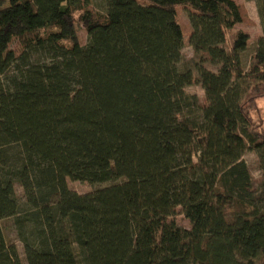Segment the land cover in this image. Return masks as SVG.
Listing matches in <instances>:
<instances>
[{
	"label": "trees",
	"instance_id": "trees-1",
	"mask_svg": "<svg viewBox=\"0 0 264 264\" xmlns=\"http://www.w3.org/2000/svg\"><path fill=\"white\" fill-rule=\"evenodd\" d=\"M102 1L0 0V264H20L8 218L26 264H264V184L242 159L264 160V0L247 69L234 0ZM67 179L112 184L82 195Z\"/></svg>",
	"mask_w": 264,
	"mask_h": 264
},
{
	"label": "rangeland",
	"instance_id": "rangeland-1",
	"mask_svg": "<svg viewBox=\"0 0 264 264\" xmlns=\"http://www.w3.org/2000/svg\"><path fill=\"white\" fill-rule=\"evenodd\" d=\"M140 3H142L143 0H138ZM238 5H240L244 10V18H246V21L243 24L237 25L234 27L233 31L235 30H242L246 34H248V46L246 50L242 53L241 60L242 65L245 69L248 68V62L253 54V51L256 47V44L260 37L263 35V29H262V20L259 18V6L257 0H234ZM8 4L7 2L5 3ZM104 1L102 0H90L88 7L95 11V12H102L104 9ZM178 11V17L179 21L182 24V33L184 35L183 44L184 47L181 51V61H180V67H186L191 68L193 70V75L195 78L198 77L197 71L195 68H193L194 63L200 62V56L195 55L194 51L191 47V45L188 43V36L190 34V11L186 8H183L181 6H177ZM78 18V17H76ZM77 34L80 38L81 46L85 45L88 42V37L85 31V27L83 23H79L78 21L75 22ZM17 43L16 41H13L11 43V48H16ZM203 67H205L207 70L211 72H216L218 70V67L215 65H211L210 63H204ZM239 86L241 89V98L246 94V92L249 90V88L255 84L254 81H248L247 79H242L239 82ZM185 92L189 94L196 95V97L199 99V101H203L205 92L203 89H201L200 85L193 84L190 85V87L185 88ZM257 112L255 117L257 119H260L264 123V99H261L257 103ZM242 159L246 162L249 172H251V175L253 177V182L255 183V187L258 190H261L262 184H264V160L260 159L259 156L255 151H246L242 157ZM112 182H106V183H99L95 185L87 184L85 182L80 181H72L70 179H67V186L69 190L73 192H77L78 194H88L90 192H94L96 190H99L100 188L111 186ZM15 193L18 196L19 199L23 198V193L21 187L17 184L14 187ZM175 221L178 222L179 225L182 227L190 228L189 222H187L182 215L175 216ZM1 229L3 231V235L5 238V241L7 243L14 244L17 252L19 254L20 258V264H26L25 260V252L23 251V246L21 241H18L16 230L13 227V220L7 219L1 221Z\"/></svg>",
	"mask_w": 264,
	"mask_h": 264
}]
</instances>
